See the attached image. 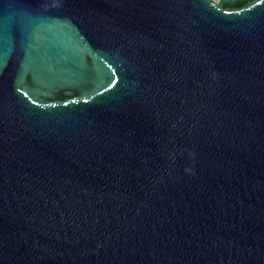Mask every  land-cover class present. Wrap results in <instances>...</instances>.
Here are the masks:
<instances>
[{"label": "water", "instance_id": "95a60500", "mask_svg": "<svg viewBox=\"0 0 264 264\" xmlns=\"http://www.w3.org/2000/svg\"><path fill=\"white\" fill-rule=\"evenodd\" d=\"M0 264H264V0H0Z\"/></svg>", "mask_w": 264, "mask_h": 264}]
</instances>
